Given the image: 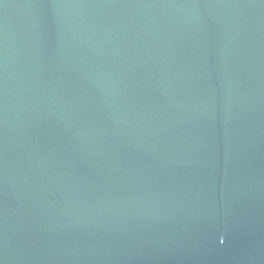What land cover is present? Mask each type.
Listing matches in <instances>:
<instances>
[{
  "label": "water",
  "instance_id": "obj_1",
  "mask_svg": "<svg viewBox=\"0 0 264 264\" xmlns=\"http://www.w3.org/2000/svg\"><path fill=\"white\" fill-rule=\"evenodd\" d=\"M0 264H264V0H0Z\"/></svg>",
  "mask_w": 264,
  "mask_h": 264
}]
</instances>
